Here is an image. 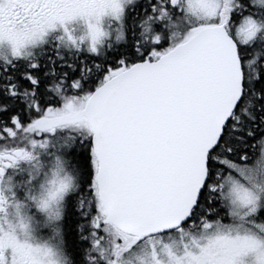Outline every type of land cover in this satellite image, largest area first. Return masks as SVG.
Returning a JSON list of instances; mask_svg holds the SVG:
<instances>
[{
    "label": "snow or ice",
    "instance_id": "obj_1",
    "mask_svg": "<svg viewBox=\"0 0 264 264\" xmlns=\"http://www.w3.org/2000/svg\"><path fill=\"white\" fill-rule=\"evenodd\" d=\"M0 264H264V0H0Z\"/></svg>",
    "mask_w": 264,
    "mask_h": 264
}]
</instances>
